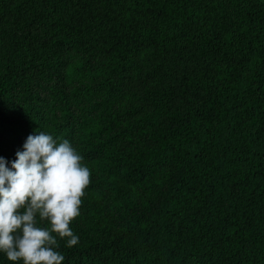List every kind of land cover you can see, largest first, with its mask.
<instances>
[{"label": "trees", "instance_id": "16d2710c", "mask_svg": "<svg viewBox=\"0 0 264 264\" xmlns=\"http://www.w3.org/2000/svg\"><path fill=\"white\" fill-rule=\"evenodd\" d=\"M38 131L91 173L63 264H264V0H0V157Z\"/></svg>", "mask_w": 264, "mask_h": 264}, {"label": "clouds", "instance_id": "9594fccd", "mask_svg": "<svg viewBox=\"0 0 264 264\" xmlns=\"http://www.w3.org/2000/svg\"><path fill=\"white\" fill-rule=\"evenodd\" d=\"M82 160L68 140L57 143L43 131L27 137L14 161L0 157V252L9 261L63 264L56 237L69 248L78 244L70 224L91 178Z\"/></svg>", "mask_w": 264, "mask_h": 264}]
</instances>
